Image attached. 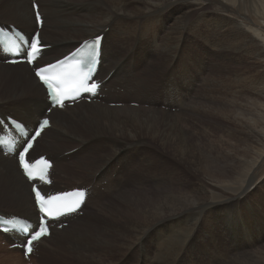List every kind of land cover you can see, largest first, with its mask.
<instances>
[{
  "label": "bare ground",
  "instance_id": "obj_1",
  "mask_svg": "<svg viewBox=\"0 0 264 264\" xmlns=\"http://www.w3.org/2000/svg\"><path fill=\"white\" fill-rule=\"evenodd\" d=\"M214 1L220 7L230 10L242 22L219 17L217 22L223 31V45L218 46L220 52L216 51L217 36L213 31L208 38L201 37L207 46L206 52L213 61H191L194 66H198L196 74L199 76L189 87L193 89L199 85L200 89L204 88L203 93L198 97L197 93L188 88L178 91L175 97L169 94V58L183 44L184 24L193 15L202 14L204 7H189V12L174 18L169 25V5L171 2L172 5L177 4L178 0H36L44 17L41 39L44 44L51 45L45 62L68 53L77 42L79 44L101 35V77L113 72L105 83L104 99L53 110L51 127L41 133L29 151L33 157L46 153L52 158L55 164L52 168L53 178L59 180V176L63 174L62 164L84 160L88 154L97 151L98 144L108 146L100 156L90 155V160L87 157V164L77 165L79 171H87L85 177L78 178V181L91 189V197L85 201L84 207L89 204L95 210L90 208L62 231L53 230L48 240H40L38 247L45 249V243L49 240H59L67 243L66 246L70 247L76 259L102 263V258L97 256L98 252L118 239L125 248L124 256L131 252L137 254L134 264H236L240 261L241 258L236 259L237 255L234 256L236 250L240 251V243L234 237L230 214L224 215L223 219L221 215L213 214L208 222L210 233L202 241L196 235L205 223V216L215 210L210 207L211 203L206 198L210 182L220 184L240 181L245 184L255 176L256 167L264 158V143L261 141L260 153L252 157L254 141L257 139L254 131L262 126L264 134V94L261 98H255L251 114L246 115L236 104L232 106L214 100L205 92L211 91L213 94L220 89L217 83L225 65L221 63L220 66L218 60L227 61L233 56L247 61L253 58L257 61L258 68L262 69L261 72H264V0H228L233 7L224 1ZM257 1L259 4L255 6ZM247 3L254 15L260 17L259 29L248 25L246 21L249 19L241 13L245 12ZM2 5L3 0H0V6ZM4 7L8 15H4L6 18L0 15L2 24L13 25L26 33L35 31L36 23L29 0H7ZM225 49L231 53L223 54ZM138 51L139 61L144 60L143 71L137 69L135 55ZM210 65L214 69L213 74L211 72L209 79H206L204 75L206 72L210 73ZM188 68L182 73H188ZM158 75L162 77L156 82ZM253 88L257 94L263 92L264 81L260 87L255 84ZM169 95L175 97L172 102L179 101L180 106L176 104V107L171 108ZM9 102L14 103L15 109L11 111L13 115L27 124H34L47 107L44 91L30 68L26 64L8 66L0 58L1 115L9 114L5 113ZM186 102L191 103L187 114L182 115L180 112L184 105H181ZM112 104L117 106H111ZM185 116L192 120L208 116L214 124L219 125H215V129L207 126V130L197 132L193 126L190 128L184 125ZM216 119L219 120L218 123ZM214 130H220L222 135L214 139L211 134ZM216 141L222 146H217ZM75 149L74 153L65 155ZM131 152H136L140 162L146 167L145 170L141 168L139 182H134L136 185L130 188L112 185L111 177L115 179L113 175H116L112 173V169L117 163H122L124 170L127 167L126 170L131 169ZM169 157L178 164L189 167L198 182L196 187L192 186L187 191L183 187L186 182L182 178L176 180L182 187L169 189V167L166 165ZM158 160L162 161L160 165L163 168L155 169L153 166ZM140 164L133 166H142ZM135 188L138 190H134ZM54 189L59 190L60 187L55 186ZM0 191L3 193V201L18 207L23 215L17 214L27 219L36 218L29 184L17 173L14 157L3 156L1 149ZM255 194L253 182L244 188L242 194L237 193L240 198L247 197L248 204V198ZM97 200H107L112 205L116 202L123 203L128 218L124 221L115 220L109 214L107 206L99 209V205H95ZM1 214L17 215L11 212ZM93 220L99 223L96 224ZM155 230H159L157 237L148 240ZM0 238L5 244H10L8 250L14 242L20 240L18 236L6 237L1 234ZM194 242L198 244L194 249L198 250L210 242L211 245L208 246L211 250L196 252L191 256L187 254V250ZM241 244L249 246L247 242ZM13 249H17L23 257L16 246ZM261 250L253 253L242 250L246 255L241 264H264V253ZM34 255L32 253L29 260Z\"/></svg>",
  "mask_w": 264,
  "mask_h": 264
},
{
  "label": "rangeland",
  "instance_id": "obj_2",
  "mask_svg": "<svg viewBox=\"0 0 264 264\" xmlns=\"http://www.w3.org/2000/svg\"><path fill=\"white\" fill-rule=\"evenodd\" d=\"M220 1H224V3H228L230 6L233 7V5L228 0H220ZM6 2H7V0H3L4 5L0 6V15L3 16L2 18H6L5 16L8 15V13H7L8 11L4 7ZM257 4H259L258 1L255 3V6ZM171 5H172V2L169 5V25L171 24V20H174V18L180 17V16L184 15L186 12H189L190 11L189 7H193V6L204 7V11L202 14L197 15V16L193 15L191 17V19L188 20L184 24V31L185 32L183 34V39L181 41V43H183V44L180 47H178L177 50H174L171 58H169L171 60V62H169V67H170L169 71L171 72V73L169 72V80H170L169 81V92H171V93H169V94L174 95L176 97L178 94L177 93L178 91H180L181 89L186 90L189 88V90L191 89L190 91H192L193 93H197V96L200 97L201 94L203 93L202 91L204 90V88L200 89L199 85H197V87L194 86L193 89L191 87H189V85L192 82H194V80L199 76L196 74L197 71L199 70L198 66L197 67L194 66L191 61L196 60V59L201 63L206 62V61L207 62L213 61V60H210L211 56L208 55V53L206 52L207 46L204 43L203 39H201V37L208 38L211 35V31H213L215 33V35L217 36L216 37V39H217L216 51L220 52V48L218 46L223 45V31L217 22L219 17H226V18L232 19V20L234 19V20H237V22H239V23H241L242 21L240 19H238L230 10H226V9L220 7L218 4H216V2L214 0H178L177 4L172 5V6ZM245 6H246L244 9L245 12H241V13H244V16H246L251 23L249 21H246V20H244V21L248 22V25H252V27L254 29H259L260 25H261V21L259 20L260 17L257 16L256 14L254 15L253 10H252L249 3H247ZM228 11H230L229 14L227 13ZM195 17H197V18H195ZM0 24H2L1 21H0ZM263 25H264V23H263ZM262 28H263V26L261 27V29ZM77 44H78V42H77ZM139 53H140V51H138L135 55L136 56L135 59L137 62V69H139V71H143L144 60L141 62L139 61V59L137 57V55ZM229 53H231L230 50L227 49L226 52L223 50V54H229ZM204 55H206L207 57ZM217 63H219L220 66H221V63H223L225 65L224 71L220 75L221 78L219 77L220 79H218L219 82L218 81H217L218 83L216 82L218 84V86H220V89L218 92L216 91L213 94L211 91L210 92L206 91L205 93L210 94L209 95L210 98H213L214 100L222 101L224 103H228V105L235 106V104H236L237 107L241 110V112H243L246 115L251 114V112L253 110L252 106H255V103H254L255 98L256 97L261 98V95L264 94L263 93L264 91L261 93L258 92V94H257V92L253 90L254 89L253 87L255 84H256V86L260 87L261 83L264 81V72H261L262 69L258 68L257 61L254 60L253 58H252V60L247 61V60H245V58L233 56L230 60L223 61V62L218 60ZM180 65H182V66H180ZM248 65H249V67H248ZM175 67H177V68H175ZM187 67L190 68V71L188 73H182L184 71V69H185V71H187ZM208 70L210 71V73L206 72L204 75L206 79H209V75L211 76V72L214 70L212 68V65H210ZM227 71H229V72H227ZM236 72H238V73H236ZM226 73L228 74V76ZM212 74H213V72H212ZM183 76H185V77H183ZM237 76H239V77H237ZM161 77H162L161 75H158V77L156 78L155 81L158 82L159 80H161ZM213 77H214V75H213ZM235 79H238V80H235ZM242 83L244 85H242ZM173 85H174V87H173ZM170 86H172V87H170ZM175 86H177V87H175ZM224 87H226L227 89ZM165 89H162V90H165ZM229 89H230V91H229ZM223 91L225 93H223ZM240 91L243 93H241ZM250 92H251V94H250ZM244 94H246V95H244ZM170 95H169V101H170L169 106L171 108L176 107L177 106L176 104H178V106H180L179 101L178 102L177 101L172 102L173 100H175L174 99L175 97L171 96L172 97L171 98ZM246 96H247V98H246ZM249 97H251L252 99ZM190 103L191 102H186V103H183L181 105V107L183 105L185 106V107L184 106L182 107L183 110H182V112H180L181 114L183 113L182 115L187 114L188 109H189L188 106L190 105ZM170 104H172V105H170ZM8 106H9V108L7 110H5L6 114L12 113L11 111H13L15 109L13 102H9ZM171 110H174V109H171ZM171 114H174V113H171ZM12 115H13V113H12ZM184 119H185V123H186L184 125L186 127H190V128H192V126H193L197 132H203V131L207 130V126H210V127H212V129H215V125H219V124H214L213 121L208 116H206L204 119L198 118V119H193V120L190 118H187L185 116ZM216 121H217V123L219 122L218 119H216ZM226 129L227 128H225V130ZM211 134L214 137V139L216 138V136L222 135L220 130H214ZM254 135L257 139H255V141H254L255 142V144L253 146L254 147V153H253L252 157L255 155H258L260 153L259 151H261L262 143H264V134L262 133V126H259V128H257L254 131ZM260 141L262 143H260ZM76 143H78V142H76ZM101 143H103V142H101ZM216 143H217V146H219V147L222 146L221 143H219L218 141H216ZM72 147H73V145H72ZM107 148H108V146L106 144H98L97 151L88 154L84 158V160H81V161L72 160L71 162H66V163L62 164L63 174H61L59 176V180H57L55 178L56 188L60 187L59 190H62L63 187L68 188L71 186H83V185H81V182L78 181V178L85 177L87 171L86 170L79 171L77 168V165L78 164H84L85 162L87 164V160H85V159H87V157H88V159H89L90 155L93 157L94 156L98 157ZM166 154L168 155L167 152H166ZM129 156L131 157V162H132L130 164V165H132L131 169L126 170L128 168L127 167L124 170V166L122 165V163H120V164L117 163L112 169V173L116 174V175H113V176H115V179H112V177H111V184L112 185H115V186L116 185H123V186H127L130 188V187L136 185L134 182H137V183L139 182L140 176H141L140 175L141 168L145 170L146 167L143 163L140 162L139 156L136 152H131L129 154ZM169 158L170 159L168 160V162H166V165L169 167V176H170L169 177V189H176L178 187H182L176 181V180L182 179V178H184V181L186 182V184L183 187L187 188L186 189L187 191H190L192 186L196 187L198 182L196 181V179H195L193 173L191 172V170L189 169V167L185 164L180 165L177 162H175L173 160V158L172 159H171V157H169ZM90 159H91V157H90ZM253 159H255V158H253ZM160 162H162V161L158 160V163H155V165L153 167L155 169L156 168H163L162 165H160ZM138 164L142 165L143 167L142 166H133V165H138ZM116 168H117V170H116ZM150 172H151V170H150ZM191 176H193L194 178ZM250 182H253V184L255 185V193L256 194L254 195V197L248 198V200L250 199L249 200L250 203L248 204V203H246L247 197H245V198L241 197L240 198V196H238L237 193H239V195L242 194V191L244 190V188L247 187V185ZM103 184H105V183H103ZM239 188H241V189H240V191L237 192V190ZM136 189L138 190V188H135L134 190H136ZM134 190H130V191H134ZM247 196H249V194H247ZM105 198L106 197H104V199L103 198L102 199L105 200ZM206 198L211 203L210 207L215 208V210L205 216V219H204L205 223L203 224V226L201 227V229L197 233L196 237L200 238V240L202 241L203 237L206 234L210 233V231L208 230L210 228V226L208 225V222H209V217H211L213 214H217V216L221 215L222 219H223L224 215L230 214L231 215V226H232V231H233L234 237H236V241L238 243H240V245H239L240 251L236 250L235 251L236 254L233 252V255L235 254L234 256L237 255L235 257L236 259L241 258L240 261L236 262V264H241L244 261L246 253L245 252L243 253L242 250H246L248 253H253L258 249H260V250L262 249L261 251L264 253V158L257 165L256 171H255V176H253L252 179L249 180L247 183L242 184L240 181H237V182L232 181L230 183L229 182H222L220 184H216L215 182H210L209 187L207 188ZM114 202H115V200H114ZM96 204L99 205V209L102 208L103 206H107L108 210H109V214H111L115 220L124 221L125 219L128 218V214L126 212V206L123 203L116 202L114 205H112V203L108 204L107 200L106 201L97 200L95 202V205ZM84 208H85V210H84L85 212H88L90 210V208L93 211L95 210V207L90 206V205H87ZM3 212H11V213H16V214L20 213L18 207H14V205L12 203L9 204V202L3 201V193H1V191H0V213H3ZM20 214L23 215L22 213H20ZM94 214H98V213H94ZM17 215H19V214H17ZM109 220H111V218H109ZM214 221L216 222V217L214 218ZM93 222L96 224L99 223L96 220H93ZM158 232H159V230H155L148 240L155 239L158 235ZM48 242L45 243V245H47L45 247V249H41V247H38L37 253L34 255L35 258H33L32 260H29L27 262L23 259L20 252L17 251V249H13V248H15L14 245H13L14 247L11 246L10 249L8 250L7 248H9L10 244L9 245L5 244V242L2 240V238H0V264H27V263H29V264H108L110 262L114 263V264H134L135 260L137 259V254L133 253V252L124 256L125 248L122 246V244L119 242L118 239L113 240L104 249H102L98 252L97 256H98V258H102V261H103L102 263H95V262H91L88 260L80 261V260L76 259L75 256L72 254V250L70 249V247L66 246L67 243H64L61 241L59 242V240L58 241L57 240H55V241L49 240ZM57 242H59V244ZM243 242L244 243L247 242L249 246L244 247L241 244ZM197 245L194 242L193 245L191 247H189V249L187 250V254H191V256H192L196 252L201 253V252H203V250L205 252L211 250L210 247L208 246V245H211L210 242H207L203 248H200V250H198V248L194 249ZM242 247H243V249H242ZM41 251H42V253H41Z\"/></svg>",
  "mask_w": 264,
  "mask_h": 264
},
{
  "label": "snow or ice",
  "instance_id": "obj_3",
  "mask_svg": "<svg viewBox=\"0 0 264 264\" xmlns=\"http://www.w3.org/2000/svg\"><path fill=\"white\" fill-rule=\"evenodd\" d=\"M33 7L37 10L35 15V21L39 24H43V20L41 16L39 15V6L35 3L33 4ZM14 36V34H13ZM15 39L19 40V37H15ZM40 41V37L37 33H33V36L30 41H28L29 46L31 48V52L28 53V56L31 57L32 54L38 53L40 49L38 48V44ZM6 41L2 38H0V47L4 45ZM28 62H31V59H29ZM59 63H63V61H60ZM55 67V65H48L45 67H38V70L35 72V75L40 78L41 81L45 85H47L48 88V95H51L52 97V103L49 107L52 106V104H59L62 105V100L65 96L74 95L76 92H79L82 88L87 89V85L85 83H81L77 80H69L65 77L58 78L57 81H53L49 78H47L44 73L47 72L48 68ZM71 75V74H69ZM92 88H96V84L91 85ZM49 121L47 119H43V115L38 119L36 130H35V136H39L41 134V131L43 130V127L45 125H48ZM28 148H31V144H28ZM27 151V148L24 150ZM19 159L21 163L23 164L25 157L23 154L19 156ZM38 163L43 164L45 161L41 160ZM24 171L31 177V173L28 170V165L23 164ZM32 191L35 194V204L39 206L40 211L44 213L45 216L49 215L50 209H46L45 204L50 203L52 200H59L60 197H46V195L42 194L40 190L33 188ZM65 195H71V193H66ZM80 195H84V192L81 191ZM36 231H34L30 238L26 240L25 244L28 247V250L31 251V245L34 240H39L43 235L46 233V220L43 218L40 219L39 224L37 225Z\"/></svg>",
  "mask_w": 264,
  "mask_h": 264
},
{
  "label": "water",
  "instance_id": "obj_4",
  "mask_svg": "<svg viewBox=\"0 0 264 264\" xmlns=\"http://www.w3.org/2000/svg\"><path fill=\"white\" fill-rule=\"evenodd\" d=\"M16 168V167H15ZM17 173L19 174V172L17 171ZM19 176H20V174H19ZM21 177V176H20Z\"/></svg>",
  "mask_w": 264,
  "mask_h": 264
}]
</instances>
